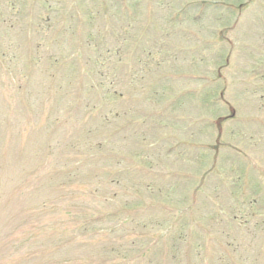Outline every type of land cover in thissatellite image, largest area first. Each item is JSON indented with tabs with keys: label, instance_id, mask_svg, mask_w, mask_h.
Here are the masks:
<instances>
[{
	"label": "rangeland",
	"instance_id": "1",
	"mask_svg": "<svg viewBox=\"0 0 264 264\" xmlns=\"http://www.w3.org/2000/svg\"><path fill=\"white\" fill-rule=\"evenodd\" d=\"M0 264H264V0H0Z\"/></svg>",
	"mask_w": 264,
	"mask_h": 264
}]
</instances>
